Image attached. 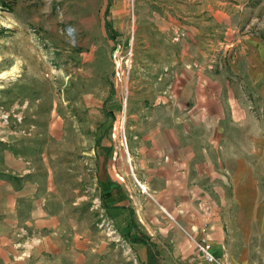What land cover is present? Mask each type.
<instances>
[{
  "label": "rangeland",
  "instance_id": "rangeland-1",
  "mask_svg": "<svg viewBox=\"0 0 264 264\" xmlns=\"http://www.w3.org/2000/svg\"><path fill=\"white\" fill-rule=\"evenodd\" d=\"M107 1L0 0V181L12 186L5 225L0 201V264H143L132 245L137 233L114 229L99 152L106 149L109 172L115 164L135 179L134 116L165 113L168 100L187 96L177 92L184 64L194 62L182 59L184 49L200 57L203 80L219 82L222 105L233 95L236 119L250 117L248 129L264 139V98L248 94L246 76H232L237 63L249 73L253 35L264 40V0ZM183 26L197 31L193 42ZM240 122L219 126L236 154L247 147ZM48 233L59 245L55 257L34 246ZM164 260L161 252L153 263Z\"/></svg>",
  "mask_w": 264,
  "mask_h": 264
},
{
  "label": "crops",
  "instance_id": "crops-1",
  "mask_svg": "<svg viewBox=\"0 0 264 264\" xmlns=\"http://www.w3.org/2000/svg\"><path fill=\"white\" fill-rule=\"evenodd\" d=\"M190 16V20L196 19L195 13ZM194 29L186 31L192 42L197 32ZM263 41L254 35L248 41L256 47L250 48L244 61L248 63V74L240 73L238 63L232 66V76H246L245 90L250 96L260 94V98H264ZM188 53L184 49L182 59L194 62L184 64L177 86V92L182 90L187 96L178 98V102L168 100L165 113H152L148 108L134 116L137 122L131 130L130 164L136 181L128 177L127 170L117 173L115 164L114 174L109 172L106 149L99 152L98 180L112 183L109 211L114 229L121 236L137 233L138 240L132 245L143 264H155L161 252L166 264H207L196 244L203 239L216 256L231 264H264V139L256 138L248 129L250 117L243 114L241 122L236 119L233 95L227 106L222 105L217 92L219 82L209 76L203 80L204 68L197 61L200 57ZM212 85L215 90L209 93ZM234 122H240L238 132L247 143L237 154L219 127H232ZM10 163L9 155L7 169ZM21 164H16L17 169ZM0 187L3 214L9 212L3 219L5 225L12 214L11 181L1 180ZM37 212L33 217H40ZM50 234L35 239L34 246L38 249L44 245L45 251L55 257L59 245ZM9 248L17 253L24 249H16L14 243Z\"/></svg>",
  "mask_w": 264,
  "mask_h": 264
},
{
  "label": "built area",
  "instance_id": "built-area-1",
  "mask_svg": "<svg viewBox=\"0 0 264 264\" xmlns=\"http://www.w3.org/2000/svg\"><path fill=\"white\" fill-rule=\"evenodd\" d=\"M197 244V249L203 256L204 260L206 261L207 264H231L227 262L226 260L216 256L212 250L209 242L206 239H203Z\"/></svg>",
  "mask_w": 264,
  "mask_h": 264
},
{
  "label": "trees",
  "instance_id": "trees-1",
  "mask_svg": "<svg viewBox=\"0 0 264 264\" xmlns=\"http://www.w3.org/2000/svg\"><path fill=\"white\" fill-rule=\"evenodd\" d=\"M129 235H131V232L129 233ZM135 240H138V237H136ZM135 240H134V241H135Z\"/></svg>",
  "mask_w": 264,
  "mask_h": 264
}]
</instances>
